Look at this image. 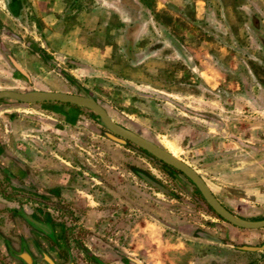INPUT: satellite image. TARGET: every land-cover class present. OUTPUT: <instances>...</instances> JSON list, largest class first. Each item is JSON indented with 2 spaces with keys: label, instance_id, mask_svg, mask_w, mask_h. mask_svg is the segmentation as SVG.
I'll return each mask as SVG.
<instances>
[{
  "label": "rangeland",
  "instance_id": "obj_1",
  "mask_svg": "<svg viewBox=\"0 0 264 264\" xmlns=\"http://www.w3.org/2000/svg\"><path fill=\"white\" fill-rule=\"evenodd\" d=\"M208 1L222 6L211 7L206 23L191 26L196 32L187 36L185 46L191 48L201 38L217 35L228 38L229 33L232 37L237 33L246 50L250 51V58L245 62L237 64L232 60L236 67L225 73L221 87L207 86L206 75H199L196 69L198 58L188 54L179 57L146 28L141 30L142 47H157V54L142 59L136 67L129 64L130 58L124 60L119 55L117 17L111 13L102 15L99 30L86 36L88 42L95 44L100 43L102 36L112 42L111 55L103 67L95 66L87 73L74 72L77 82L73 83L50 69L52 57L43 52L37 58L40 67L30 63L27 77L14 71V85L19 88L11 90L77 93L81 89L103 105L116 123L157 143L194 169L230 211L245 219H260L264 217V205L254 204L255 208L250 210L249 204L239 202L235 197L264 188V56L247 42L245 27L241 25L248 17L249 35L264 39V0ZM125 3L131 4L130 0ZM189 5L182 12L191 24ZM18 10L19 16L9 23V27L15 34L28 39L30 25L34 23L39 28V24L26 4ZM215 16L223 21L216 23ZM2 17L0 23L7 19ZM159 18L165 21V16ZM172 33L181 42V35L176 31ZM207 49L210 50L209 46L202 50ZM187 50L184 53L189 52ZM203 61L208 67L214 63V59L208 57ZM253 84L254 88L251 87ZM29 104L44 110L41 113L45 116H39L41 122L33 119L23 126L42 128L40 140L35 141L78 167L77 178L80 176L79 183H83L84 191L88 190L85 191L88 196L82 202H56L50 189L31 184L32 181L21 183L15 175V179L5 180L1 172L0 195L14 197L16 203L30 208L44 204L50 210H71L76 216L70 217L64 212L59 220L64 226L71 227L74 223L77 227L69 230L67 236L73 257L79 264H97L84 250L91 235L86 226L99 228L104 237H111L119 242V246L124 245L131 251L139 247L143 253H149L151 247L157 248L155 255L163 258L166 264L195 263L201 255L192 249L201 248L192 241L214 242L201 236L203 233L220 239L219 223L227 222L206 205L183 174L128 141L121 144L106 137L107 130L85 108L78 110L87 122L81 124V128L75 127L78 126L76 123L69 126L66 122L67 113H74L70 105L58 102ZM140 174L164 191L144 181ZM35 176L31 170L29 179H36ZM72 177L76 178V175ZM172 248L176 254L166 258V249L172 252ZM126 264L135 263L130 260Z\"/></svg>",
  "mask_w": 264,
  "mask_h": 264
},
{
  "label": "crops",
  "instance_id": "obj_2",
  "mask_svg": "<svg viewBox=\"0 0 264 264\" xmlns=\"http://www.w3.org/2000/svg\"><path fill=\"white\" fill-rule=\"evenodd\" d=\"M15 1H18L17 9L23 8L24 4L31 9L39 28L31 22L28 39L24 38L22 34H15L9 27V23L16 20L19 10L17 12L12 10L14 0H0V16L7 18L4 21L1 20L0 23V90L18 87L14 85L15 69L9 65L6 52L27 76L30 74L28 69L30 63L40 67L37 58L39 59L41 54H44L43 52H47L52 57L51 64H49L50 69L59 75L62 73L69 75L73 82H77L74 72L87 73L92 71L91 69L95 66L103 67L111 55L112 42L104 40L102 36L100 43L95 44L88 42L86 36L99 30V25L103 22L102 15L111 13L117 17L115 29L118 32L116 40L119 55L124 60L133 59H129L128 62L135 67L140 64L142 59L154 57L157 54V47L143 49L141 44L143 28L149 29L150 33H155L157 35L155 38L159 39L160 43H165V46L179 57L182 58L188 54L198 58L196 69L199 75H206L205 83L211 88L223 85L225 73L236 67V64H232L234 60L238 64L240 61L245 62L247 58H250V51L246 50L241 43L242 37L240 38L237 33L233 34V37L229 33L230 37L228 38L219 35L212 38H201L191 48L185 46V42H188L187 36L191 32H196L191 26L206 23L209 20L208 13L211 7L222 6L216 2L214 4L211 1L207 3V0H190L189 5L188 0H149V2L130 0L131 6H128L125 0ZM187 5L191 11V24L183 17L182 11ZM155 14H159V16L156 17ZM161 16H165V21L159 18ZM215 19L216 23L223 21V18L219 19V16ZM248 24V17H245V21L241 25L245 27L244 35L246 34L247 42L249 41L251 45L255 46L257 52L261 53L263 57L264 47L254 36L249 35ZM131 30L132 33H130ZM174 31L181 35V42L174 37L172 33ZM204 46H209L210 50H202ZM30 47H33L34 50ZM186 50L189 52L184 53ZM206 57L214 59L211 67L205 65L203 59ZM25 59H28L27 62ZM203 63L204 65H201ZM141 70L143 71V68ZM42 71L44 72V70ZM255 85L253 84L251 87L254 88ZM257 88L260 89V85ZM70 109L74 113H67L69 120L64 116L65 120L67 118L66 122L69 126H75L76 123L78 126L75 127L82 128L81 124H87L79 115L78 110L72 107ZM43 111L36 105L25 103L13 105L6 101L0 102V172L4 175L5 180L15 179V175L16 179L21 180V183L29 184L32 181L31 184L50 189L53 200L60 203L82 202L85 200V196H88V192H85L88 190L84 191L83 183H79L81 180L80 176L77 178L78 167L58 157L55 152L50 151V148L38 145L39 136L43 133L42 128L41 130L29 129L23 126L26 121L33 119L41 122L39 116L42 118L45 116L41 113ZM31 170L36 173V179H29ZM72 175H76V178ZM235 198L239 202L249 204V209L252 210L255 208L254 204L264 205V188L247 191ZM16 202L14 197L0 195V264H23L9 257L8 251L10 248H19L24 241L30 248L32 239H37L44 247H47V242L37 232L29 229L24 221L13 213L12 208L27 207L25 204ZM86 206L91 208V205ZM89 211L93 213V210ZM72 215L76 216L74 213ZM219 224L220 239L215 238L214 242L205 239L192 241L201 248V250L192 249L193 252L201 255L193 264H264V227L244 229L229 223ZM85 228L91 235L84 245V250L93 261H95L94 258H97L104 264H126L130 261L128 256H131L144 264H166L163 262V258L155 255L157 248L151 247L149 253H143L139 247L131 251L124 245L119 246V242L111 237H104L103 233H99L101 231L99 228H93V226ZM173 248L172 252L169 251L170 249H166V258H173V255L176 254ZM70 250L73 254L72 247Z\"/></svg>",
  "mask_w": 264,
  "mask_h": 264
},
{
  "label": "water",
  "instance_id": "obj_3",
  "mask_svg": "<svg viewBox=\"0 0 264 264\" xmlns=\"http://www.w3.org/2000/svg\"><path fill=\"white\" fill-rule=\"evenodd\" d=\"M6 59L9 65L15 69L16 71L23 74L27 77L24 70L16 63V61L9 55V53H5ZM66 78L70 79L69 75H65L62 73ZM75 83V82H73ZM78 88V87H77ZM79 89V88H78ZM0 99L9 102H18V103H42V102H58V103H65L71 104L75 106H79L85 108L86 110L92 113V118L101 124L106 130V136L115 140L120 141L121 143H125L126 141L134 144L141 150H143L148 155L154 157L155 159L159 160L160 162L174 168L175 170L179 171L183 174L189 182L195 187L198 191L206 205L222 220L226 221L227 223L244 228V229H259L264 227V217L260 219H245L242 218L228 208H226L223 204L219 202V200L213 195L207 184L201 178V176L190 166L184 163L181 159L173 155L172 153L168 152L167 150L163 149L157 143L137 134L133 131L123 127L122 125L116 123L110 116L108 110L99 104L90 94L82 91L81 89L78 90L77 93L71 92H63V91H55V90H38V89H29V90H11V89H1L0 90ZM140 177L146 181L147 183L157 187L158 189L164 191V189L149 179L148 177L141 175ZM12 211L15 215L21 217L23 221L32 229L40 232H48L49 236H51V228L49 222H42L39 219H36L32 215L26 213L22 207L12 208ZM201 236L205 237L209 240H216L215 238L211 237L207 234H201ZM22 248L24 245L22 244ZM246 248V247H244ZM9 257L12 259L19 261L20 263H26V260L33 262L31 255L27 251L26 248H23V252L21 255L15 254L12 251H9ZM43 259H45L49 264L51 262L49 259L44 256L42 253ZM131 261L135 264H144L137 259L128 257ZM94 260L98 264H104L97 258Z\"/></svg>",
  "mask_w": 264,
  "mask_h": 264
},
{
  "label": "flooded vegetation",
  "instance_id": "obj_4",
  "mask_svg": "<svg viewBox=\"0 0 264 264\" xmlns=\"http://www.w3.org/2000/svg\"><path fill=\"white\" fill-rule=\"evenodd\" d=\"M0 101H3L0 99ZM43 103V102H42ZM27 104V103H25ZM35 104V103H34ZM65 104V103H64ZM70 105L71 104H67ZM72 108L76 110H80L79 106H71ZM106 135V132H105ZM107 137V136H106ZM109 138V137H108ZM112 139V138H109ZM114 141H117L118 143H121L118 140L113 139ZM123 144V143H121ZM26 174V173H25ZM28 179V178H27ZM57 202V201H56ZM226 208L229 209L228 206L224 205ZM24 211L36 219H39L42 222H49L50 228H51V236L47 234L48 232H40L32 229L29 227L25 222V225L31 229L32 231H35L40 235L43 240L47 242V247H44L40 241H37V239L31 240V248L23 242L24 247L26 248L29 254L31 255V258L33 259V262L29 261V259L26 260V263L23 264H36L39 262H42L43 264H49L45 259H43L42 253L44 256H46L51 264H79L73 257V254L71 253V245L68 240L67 234L70 232L72 228H77L74 223H72V226H64L60 220L59 217L62 213L66 212L70 215V217H73V213L70 210H57L45 207H23ZM21 218V217H20ZM22 219V218H21ZM23 220V219H22ZM23 248L20 246L17 249L10 248L9 251H12L15 254L21 255L23 252ZM47 248V249H46ZM53 248V249H51ZM8 251V252H9ZM75 260V261H74ZM93 260V259H92Z\"/></svg>",
  "mask_w": 264,
  "mask_h": 264
},
{
  "label": "trees",
  "instance_id": "obj_5",
  "mask_svg": "<svg viewBox=\"0 0 264 264\" xmlns=\"http://www.w3.org/2000/svg\"><path fill=\"white\" fill-rule=\"evenodd\" d=\"M17 7H18V1H15L13 2V6H12V10H14V12H17ZM257 40L260 42V44L264 47V39L260 38L259 36L257 37ZM73 106V105H71ZM148 155V154H147ZM150 156V155H148ZM179 172V171H177Z\"/></svg>",
  "mask_w": 264,
  "mask_h": 264
}]
</instances>
